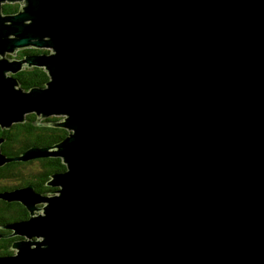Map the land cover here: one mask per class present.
Segmentation results:
<instances>
[{
  "label": "water",
  "instance_id": "1",
  "mask_svg": "<svg viewBox=\"0 0 264 264\" xmlns=\"http://www.w3.org/2000/svg\"><path fill=\"white\" fill-rule=\"evenodd\" d=\"M1 1L0 127L68 134L12 156L0 136V167L64 165L0 190L28 212L0 264H264V0Z\"/></svg>",
  "mask_w": 264,
  "mask_h": 264
},
{
  "label": "trees",
  "instance_id": "2",
  "mask_svg": "<svg viewBox=\"0 0 264 264\" xmlns=\"http://www.w3.org/2000/svg\"><path fill=\"white\" fill-rule=\"evenodd\" d=\"M19 2L4 3L2 12L4 13H15L19 9ZM46 51V49H36L32 47H26L17 51V55H24V53H36ZM48 53V52H47ZM17 78L20 86L28 90L33 86L44 87L49 79L47 72L44 68L32 67L23 68L14 74ZM37 115L35 113H29L25 115V120L23 122L13 123L8 128L0 127V136L4 137V141L1 144L2 150L8 156L17 155L27 147L31 145H51L56 141L63 139L68 131L65 128L52 127L45 124H37ZM56 116H49L40 119V122L52 120H57ZM35 168L26 172L27 176L21 175V168L35 166ZM64 169V165L60 158L57 157H46L38 158L29 161L20 162H9L0 167V190L6 188H12L17 185H23L28 183L36 184L39 187L38 190L42 192H47L44 187L43 182L47 179L49 174L53 171H59ZM18 176V178H16ZM15 178L19 182L15 185L2 184V180ZM28 216L26 208L18 202H6L0 200V225L4 223L14 221L15 219L25 218ZM2 230L0 229V233ZM15 237L11 239H3L0 242V254L6 253L9 245L14 240Z\"/></svg>",
  "mask_w": 264,
  "mask_h": 264
},
{
  "label": "rangeland",
  "instance_id": "3",
  "mask_svg": "<svg viewBox=\"0 0 264 264\" xmlns=\"http://www.w3.org/2000/svg\"><path fill=\"white\" fill-rule=\"evenodd\" d=\"M7 2H9V1H7V0H4V1H1V10H2V8H3V5H4V3H7ZM14 2H17V1H13V3ZM9 3H12V2H9ZM23 48H26V47H20V48H18V49H15L14 50V54H11V52H9V51H7V52H5V56L6 57H9V58H20V56L21 55H17L18 53H17V51L18 50H20V49H23ZM33 48V47H32ZM36 49H42V50H44V49H46L47 50V52L48 53H50V49H48V48H43V47H39V48H36ZM46 51H42V53H47ZM36 53H39V52H36ZM26 54H30V53H24V55H26ZM25 68V67H24ZM27 68V67H26ZM41 68V67H40ZM29 114V113H28ZM2 166H4V165H2ZM36 167V165L35 166H30V167H25V168H21V175H23V176H27V174H26V172H28V171H30L31 169H33V168H35ZM19 177L20 176H18L17 175V177L16 178H18L19 179ZM19 181L17 180V179H15V178H10V179H6L5 181L4 180H2V184H13V185H15V184H17ZM43 204L44 203H41L39 206L41 207V206H43ZM37 213H40V214H44V213H42V211L41 210H37V211H35V215L37 214ZM7 230V229H6ZM5 233V232H4ZM8 233H11V230H7V232L5 233V234H8ZM12 237H14V236H9V239H11ZM17 238H20V239H23L24 238V236L23 235H20V236H16V238H14V239H17ZM12 253H14V250L13 249H7V252L6 253H3V254H12Z\"/></svg>",
  "mask_w": 264,
  "mask_h": 264
},
{
  "label": "flooded vegetation",
  "instance_id": "4",
  "mask_svg": "<svg viewBox=\"0 0 264 264\" xmlns=\"http://www.w3.org/2000/svg\"><path fill=\"white\" fill-rule=\"evenodd\" d=\"M13 162H16V161H13ZM17 162H20V161H17ZM9 163V162H8ZM24 185V184H23ZM35 189L37 190V191H40V190H38L39 189V187H37V185L35 184ZM46 191H48L47 189H46ZM13 202H16V201H13ZM19 203V202H18ZM21 204V203H20ZM25 218H27V217H25ZM18 219H23V217L22 218H18ZM18 219H15V220H18ZM13 221V220H12ZM2 231L1 232H3V234H5L6 232H7V230H9V229H1ZM5 232V233H4ZM15 238H16V236H14ZM9 237H5V238H0V242H2L3 241V239H8Z\"/></svg>",
  "mask_w": 264,
  "mask_h": 264
},
{
  "label": "bare ground",
  "instance_id": "5",
  "mask_svg": "<svg viewBox=\"0 0 264 264\" xmlns=\"http://www.w3.org/2000/svg\"><path fill=\"white\" fill-rule=\"evenodd\" d=\"M8 37H13V34H8ZM16 49H18V48H16ZM20 57H23L22 55L20 56ZM24 68V67H23ZM22 68V69H23ZM42 68V67H41Z\"/></svg>",
  "mask_w": 264,
  "mask_h": 264
},
{
  "label": "clouds",
  "instance_id": "6",
  "mask_svg": "<svg viewBox=\"0 0 264 264\" xmlns=\"http://www.w3.org/2000/svg\"><path fill=\"white\" fill-rule=\"evenodd\" d=\"M18 58V57H17ZM25 90V89H24ZM58 119L60 118L59 116H56ZM42 119V118H41Z\"/></svg>",
  "mask_w": 264,
  "mask_h": 264
}]
</instances>
